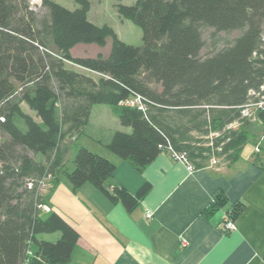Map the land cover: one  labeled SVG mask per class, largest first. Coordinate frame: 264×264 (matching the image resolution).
Wrapping results in <instances>:
<instances>
[{"label": "trees", "instance_id": "16d2710c", "mask_svg": "<svg viewBox=\"0 0 264 264\" xmlns=\"http://www.w3.org/2000/svg\"><path fill=\"white\" fill-rule=\"evenodd\" d=\"M40 2L46 13L38 16L28 0H0V264L70 260L77 232L55 211L38 208L47 203L59 174L72 188L91 183L127 211L149 190L147 183L134 194L113 185L109 193L104 186L115 164L83 146L73 156V169L66 170L64 159L84 133L92 105L112 106L129 128L116 130L105 147L137 171L168 146L194 168L207 166L212 157L233 162L255 123L264 130V110L243 112L264 98V0L118 3L119 15L141 28L137 46L120 40L111 26L89 21V0H75L74 9ZM204 26L239 34L201 54ZM108 41L107 54L71 53L77 44L105 47ZM134 93L147 100L145 113L119 104ZM253 162L264 170L260 153ZM47 173L52 187L38 192L37 181ZM226 203L218 192L205 212ZM243 208L236 201L225 213L233 220ZM53 232H59L54 241L40 237Z\"/></svg>", "mask_w": 264, "mask_h": 264}, {"label": "crops", "instance_id": "0c3cea01", "mask_svg": "<svg viewBox=\"0 0 264 264\" xmlns=\"http://www.w3.org/2000/svg\"><path fill=\"white\" fill-rule=\"evenodd\" d=\"M79 45L71 49L72 55ZM95 105L87 123L94 117L95 128L81 146L115 164L108 187L118 185L134 194L147 183L149 190L127 211L91 183L72 188L59 174L47 203L78 234L66 264H264V170L253 162L255 152L264 157V130L257 145L233 162L190 171L162 151L137 171L105 147L116 130L129 128L120 124L112 106L94 114ZM70 148L64 159L68 171L73 169L67 166ZM218 192L226 196V205L205 212ZM236 201L244 208L233 218L235 229L226 231L223 217ZM146 211L152 212L150 219Z\"/></svg>", "mask_w": 264, "mask_h": 264}, {"label": "rangeland", "instance_id": "374dc122", "mask_svg": "<svg viewBox=\"0 0 264 264\" xmlns=\"http://www.w3.org/2000/svg\"><path fill=\"white\" fill-rule=\"evenodd\" d=\"M55 2L59 3L60 5L68 8V9H74L78 5L75 2V0H54ZM135 0H89L90 3V8L87 13V18L89 21L97 24V25H102V24H107L113 28L115 33L117 34L118 38L126 43L132 44V45H140L142 43L141 41V36H142V31L139 26L134 24L132 21L129 19H126L119 15L118 10H117V4L122 3V4H133ZM28 3L30 7L36 12L38 16L43 15L46 13V9L41 5L40 0H28ZM202 32V38L204 45L201 50V54H207L211 50L219 48L223 45H226L228 43H231L234 39L235 36L239 34L238 30H232V31H216L212 27H202L201 29ZM110 45V42L108 41L107 47H99L96 44H80L77 46L73 54L76 56H83L85 53L89 55H94L96 53L102 52L106 53L107 49ZM109 105L106 104H97L94 106V114L97 112L96 110H101L98 108H108ZM23 110L30 114L34 119L38 122H40L39 117H37L34 113V111L30 110L25 104L23 105ZM250 109L248 107H244L243 112L244 114L248 115L247 112ZM254 121V120H253ZM92 122V123H91ZM95 118L92 117V121H90L89 125L85 126V133L80 135V138L77 139L76 141L72 142V145L70 146V160L68 161V168L72 169L73 168V156L76 152V150L81 146L82 143H85L88 139L86 138V134L94 130L95 128ZM19 127L23 130H25V124L20 121L18 123ZM102 131H104V127L102 126ZM263 126L256 122L253 129H251L252 132V139L257 140L261 133L263 132ZM198 138L200 136L196 134ZM250 138V140L244 145L241 153L242 155L248 152L249 150L252 149L253 147V141ZM36 159H42L39 155H35ZM45 192V191H41ZM58 232H53V233H44L41 234V237L54 241L57 239Z\"/></svg>", "mask_w": 264, "mask_h": 264}, {"label": "built area", "instance_id": "2783aa9c", "mask_svg": "<svg viewBox=\"0 0 264 264\" xmlns=\"http://www.w3.org/2000/svg\"><path fill=\"white\" fill-rule=\"evenodd\" d=\"M119 104L129 106V107H134L137 110H140L144 113L146 112L147 107H148L147 106V100L142 95H140L138 93H134L130 97L121 100L119 102ZM246 107H248L249 109L251 108L253 110H264V98L257 101V102L249 103L246 105ZM255 150H258V148L255 147ZM167 153L170 154V156L174 160H178L180 162H183L186 165V167L188 168V170L191 171L194 169V167L187 160L186 155L184 153L177 152L174 149H172V147H170V146L167 147ZM219 163H220V161L218 159H216L215 157H212L209 161L210 166H215ZM51 178H52V176L50 175V173H47L46 175L42 176V178L40 180L37 181L38 192L47 191L49 188L52 187ZM32 185H33L32 182L27 183L28 187H31ZM38 208H41L44 211H48L50 209V206L47 203H41L38 205ZM145 215L148 219H150L152 217V212L146 211ZM222 225H223L224 230H226V231H230V230L235 229L234 221L227 214H225L223 217ZM182 245H186L185 240H182Z\"/></svg>", "mask_w": 264, "mask_h": 264}, {"label": "water", "instance_id": "95a60500", "mask_svg": "<svg viewBox=\"0 0 264 264\" xmlns=\"http://www.w3.org/2000/svg\"><path fill=\"white\" fill-rule=\"evenodd\" d=\"M105 187V189L109 192V193H111L112 192V190H111V188L110 187H108V186H104Z\"/></svg>", "mask_w": 264, "mask_h": 264}]
</instances>
